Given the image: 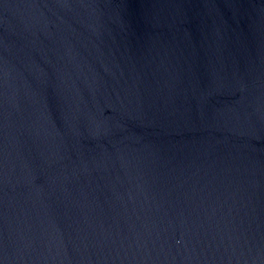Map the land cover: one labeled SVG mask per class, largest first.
Wrapping results in <instances>:
<instances>
[{"label": "water", "instance_id": "1", "mask_svg": "<svg viewBox=\"0 0 264 264\" xmlns=\"http://www.w3.org/2000/svg\"><path fill=\"white\" fill-rule=\"evenodd\" d=\"M0 264H264V0H0Z\"/></svg>", "mask_w": 264, "mask_h": 264}]
</instances>
